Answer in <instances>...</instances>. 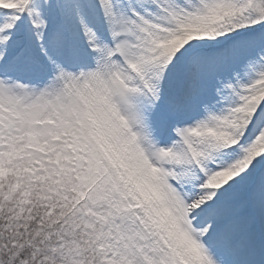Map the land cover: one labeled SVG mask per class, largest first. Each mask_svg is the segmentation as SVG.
<instances>
[{
	"label": "snow or ice",
	"instance_id": "snow-or-ice-1",
	"mask_svg": "<svg viewBox=\"0 0 264 264\" xmlns=\"http://www.w3.org/2000/svg\"><path fill=\"white\" fill-rule=\"evenodd\" d=\"M0 264H264V0H0Z\"/></svg>",
	"mask_w": 264,
	"mask_h": 264
}]
</instances>
